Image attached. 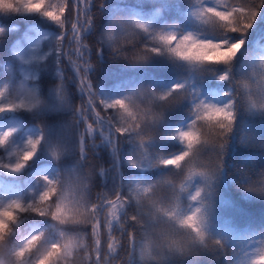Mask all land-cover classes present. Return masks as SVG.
Instances as JSON below:
<instances>
[{"label": "trees", "instance_id": "1", "mask_svg": "<svg viewBox=\"0 0 264 264\" xmlns=\"http://www.w3.org/2000/svg\"><path fill=\"white\" fill-rule=\"evenodd\" d=\"M231 7L255 12L250 27L243 32H232L219 22H205L197 15L202 8ZM85 15L91 16V21L81 39L87 44L82 51L91 66L83 68L81 60L80 71L86 73L92 94L98 101L110 102L145 93L143 100L133 96L132 102L144 107L151 101L152 111L159 114V120L152 125L151 139L141 148L135 134L117 137L112 166L105 177L100 172L102 153L86 147L88 163L82 160L79 113L75 108L87 97L78 86L77 70L63 51L73 43L68 40L67 27L71 25L66 23L62 28L38 12H0V88L8 86L0 103L13 98L18 84L35 90L42 100L32 110L0 112V134L12 130L7 142L0 145V165L15 163L27 139L41 137L35 154L20 171L0 166V207L12 200L25 205L34 202L45 187L44 177L62 179L80 175L86 168L92 171L86 189L90 200L100 192L112 194L119 188L122 194H128L137 183L146 186L162 179L156 191L161 197H169L165 206L172 210L177 205L180 216L199 208L205 234L203 242L193 245L188 254L169 255L163 264H250L264 242V195L249 190L264 186V110L251 109L241 96L246 98L260 82L257 65L264 58V0H88ZM129 22L146 27L135 28ZM109 32L113 41L107 38ZM169 34L177 39L190 34L197 40L228 44L242 40L243 44L227 64H198L167 51L157 37ZM152 48L160 51H148L140 61L126 58ZM225 74L227 79L220 80ZM241 80H247L250 89L242 85L239 89ZM176 85L182 87L173 91ZM166 93L170 95L165 100L158 99ZM229 100L233 101L234 120L222 148L200 145L199 156L181 162L182 169L156 163L185 150L178 133L194 120L196 104L223 106ZM53 149L58 153L56 157ZM217 158L220 163L210 179L199 175L189 179L190 170L211 171ZM198 189L200 196L192 200ZM173 193L178 194L177 198ZM134 209L135 201L125 206V211ZM153 211L152 205L145 202L141 214L148 219ZM62 230L69 234L89 231L84 243H91L88 228H58L50 217L32 212L19 215L8 243L19 246L31 235L42 233L41 244L45 246L55 242ZM75 264H80V257ZM133 264L144 262L137 255Z\"/></svg>", "mask_w": 264, "mask_h": 264}, {"label": "snow or ice", "instance_id": "2", "mask_svg": "<svg viewBox=\"0 0 264 264\" xmlns=\"http://www.w3.org/2000/svg\"><path fill=\"white\" fill-rule=\"evenodd\" d=\"M87 6L88 0H4L0 3V12H38L57 22L62 28L66 23L67 26L70 24L71 27H67L68 40L74 43L65 47L63 51L65 57L77 70L78 86L87 97L82 105L75 108V112L79 113L83 119L84 130L90 135L94 130H99L101 125H106L107 132H102L101 135L106 138L109 134L111 135L112 147H115L117 137L135 134V139L142 148L145 141L151 139L152 125L159 120V114L153 112L150 107L151 101L144 107L132 102L133 96H139L142 99L145 93L133 94L110 102L98 101V98L92 94L86 73L80 71L81 60L84 61L83 68L91 66L87 63V55L82 51L87 49V44L80 39L81 30L91 21V16H86L83 12ZM197 15L205 22H219L232 32H243L250 27L255 12L245 7H231L224 10L202 8ZM129 25L139 29L146 27L135 22H129ZM107 38L109 41L114 40L111 32L108 33ZM157 39L166 46L169 53L182 60L198 64H227L243 44L242 40L232 44L225 41L197 40L190 34L179 39L171 34L160 35ZM114 50L122 55L118 48ZM148 51L159 52L160 49L141 50L142 54L128 55L126 58L140 61L146 58ZM69 52L74 55H69ZM257 66L261 70L258 86L250 89L247 80H241L239 89L241 85L243 88L250 89L246 98L241 96L242 102H246L251 109L264 110V58L260 59ZM255 67H253V75L257 74ZM219 79L226 80L227 75H221ZM181 87L176 85L173 91ZM7 90V85L0 88V97H3ZM168 95L170 93L161 95L158 99L163 101ZM41 104L42 100L35 90L24 84H18L13 89V98L6 104L0 103V112L20 108L32 110ZM232 108V100L223 106L204 102L196 104L194 120L185 130L178 133V138L185 146V150L169 159H159L156 163L165 167L182 169L181 162L186 163L199 156L200 145L210 144L222 148L227 133L232 130L234 120ZM109 110L112 112L110 113ZM11 134L12 130L0 134V145L5 144ZM40 140V136L28 138L24 150L17 153L16 162L0 166L11 172L20 171L35 154ZM79 151L81 159L85 160L84 132L80 136ZM52 155L54 157L58 155L55 149L52 150ZM85 162L88 163L87 160ZM219 163L217 158L211 171L190 170L189 179L193 175L210 179L211 173L215 171ZM100 171L103 172L102 169ZM91 175V168H86L80 175L70 174L62 179L44 177L45 187L34 202L25 205L19 200H12L0 207V264H75L77 257H80V264H133L137 255L144 264H163L167 256L188 254L193 245L203 242L205 234L201 229V217L198 215L200 209L196 208L190 215L184 216L178 214L177 205L169 210L165 206L169 197L167 195L161 197L156 191L162 179L146 186L137 183L129 190V193L134 195L122 194L117 188L112 194L100 192L90 200L86 195V189ZM249 190L264 195V186ZM173 195L177 198L178 194L173 193ZM199 196L198 189L191 199L196 200ZM130 201H135V209L131 212L125 211V206ZM145 202L154 208L148 219L141 214ZM26 212L50 217L56 222L58 228L86 227L90 230L91 243H84L85 237L89 236V231L69 234L62 230L55 242L45 246L41 244L43 234L37 233L25 239L21 245L13 247L8 243L9 234L12 232V226L17 223L19 215ZM153 236H156L158 241L155 245V255L148 253L150 260H146L147 246L143 244V241ZM250 264H264V242H261Z\"/></svg>", "mask_w": 264, "mask_h": 264}, {"label": "rangeland", "instance_id": "3", "mask_svg": "<svg viewBox=\"0 0 264 264\" xmlns=\"http://www.w3.org/2000/svg\"><path fill=\"white\" fill-rule=\"evenodd\" d=\"M86 8L83 9L84 14L86 12ZM87 29H88V26L81 30L80 39H82V36L87 31ZM66 33L67 32H65L64 34ZM72 42L74 43V41ZM79 126H80L79 142H80L81 133L84 132L85 148L89 147L93 149L95 152L98 151L99 153H102V157H101L102 165H101L100 170L101 169L103 170V172L101 173L103 177L107 176V173L110 170V167L112 166L111 161H112V153H113V148H114L112 147L111 135L109 134L108 138H106L104 135H101L102 132H107V126L101 125V128L99 130H94L89 135L83 128V119L80 114H79ZM39 169H42V168H39ZM43 169H45L47 173L50 172L48 168L47 169L43 168Z\"/></svg>", "mask_w": 264, "mask_h": 264}, {"label": "clouds", "instance_id": "4", "mask_svg": "<svg viewBox=\"0 0 264 264\" xmlns=\"http://www.w3.org/2000/svg\"><path fill=\"white\" fill-rule=\"evenodd\" d=\"M154 231H158V230H154ZM177 239H179V237H177ZM157 239L156 236L151 237L148 240L143 241V244L146 245V256L145 259L146 260H150V257L148 256V253H152L153 255H155V251H156V243H157Z\"/></svg>", "mask_w": 264, "mask_h": 264}, {"label": "water", "instance_id": "5", "mask_svg": "<svg viewBox=\"0 0 264 264\" xmlns=\"http://www.w3.org/2000/svg\"><path fill=\"white\" fill-rule=\"evenodd\" d=\"M63 42V41H62ZM63 48V43H62V46H61V49ZM117 164H118V160H117Z\"/></svg>", "mask_w": 264, "mask_h": 264}]
</instances>
